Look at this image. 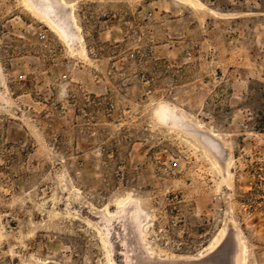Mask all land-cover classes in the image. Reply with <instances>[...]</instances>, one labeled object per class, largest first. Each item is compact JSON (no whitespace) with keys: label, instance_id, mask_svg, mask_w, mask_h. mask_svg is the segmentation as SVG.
I'll list each match as a JSON object with an SVG mask.
<instances>
[{"label":"rangeland","instance_id":"1","mask_svg":"<svg viewBox=\"0 0 264 264\" xmlns=\"http://www.w3.org/2000/svg\"><path fill=\"white\" fill-rule=\"evenodd\" d=\"M0 264H264V0H0Z\"/></svg>","mask_w":264,"mask_h":264},{"label":"bare ground","instance_id":"2","mask_svg":"<svg viewBox=\"0 0 264 264\" xmlns=\"http://www.w3.org/2000/svg\"><path fill=\"white\" fill-rule=\"evenodd\" d=\"M41 1V0H40ZM26 5H28L27 3H25ZM190 5H191V7L193 8V9H197V10H203V7L202 6H199V5H196V4H191L190 3ZM30 7V6H29ZM49 8V7H48ZM50 9V8H49ZM45 21H47L46 19H44ZM54 29H56V31L61 35V33L59 32V30H58V28L57 27H55L52 23H50L49 21H47ZM64 37V36H63ZM119 204V203H118ZM117 204V205H118ZM118 206H120V204L118 205ZM210 247V246H209ZM208 247V248H209Z\"/></svg>","mask_w":264,"mask_h":264}]
</instances>
